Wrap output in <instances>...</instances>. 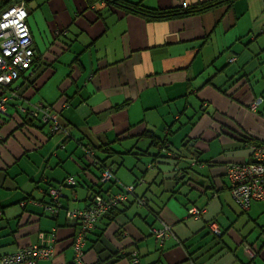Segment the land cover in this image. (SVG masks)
Segmentation results:
<instances>
[{
  "label": "crops",
  "instance_id": "1",
  "mask_svg": "<svg viewBox=\"0 0 264 264\" xmlns=\"http://www.w3.org/2000/svg\"><path fill=\"white\" fill-rule=\"evenodd\" d=\"M125 1L167 8L206 0ZM23 2L38 61L34 74L28 71L29 79L12 87L30 107L56 106L57 120L73 139L59 147L63 136L50 137L45 125L26 122L16 108L20 99H10L8 116H0V256L33 243L53 250L51 258L35 264L72 260L77 222L18 201L29 195L41 199L47 178L77 174L80 140L107 145L97 154L118 182L135 183L134 194L147 199L139 206L129 197L110 220L96 223L84 264H130L133 249L139 264H264V221L259 220L264 199L243 212L224 173L226 164L249 160V139L264 143V101L251 108L255 96H264V38L242 44L263 23L264 0H232L203 13L152 21L109 0H54L47 11ZM228 55L235 57L232 64ZM62 92L68 103L58 98ZM144 130L167 134L180 154L176 167L166 160L148 167L157 148L140 136ZM83 174L75 190H66L69 207L82 206L88 193H95L87 188L97 181V171ZM192 204L204 208L201 218L187 215ZM154 213L173 231L161 243L151 235L158 225ZM244 213L247 231L233 223ZM208 222L221 228L220 239L211 235ZM246 243L257 250L253 259Z\"/></svg>",
  "mask_w": 264,
  "mask_h": 264
},
{
  "label": "trees",
  "instance_id": "2",
  "mask_svg": "<svg viewBox=\"0 0 264 264\" xmlns=\"http://www.w3.org/2000/svg\"><path fill=\"white\" fill-rule=\"evenodd\" d=\"M109 1L113 4H116L119 7H121L124 11L138 15V16H141L148 21L158 20V19H169L172 17H184V16L196 14V13H203L205 11L212 10L216 6L222 5L224 3L230 4L232 2V0H206V1L198 2L194 5L193 4H186L185 6H183L181 4L180 6L167 7V8H149V7L144 6L142 3H133V2L125 1V0H109ZM19 3L24 4L23 0H6V1L1 0L0 7H5V6H9V5H13V4H19ZM191 5H193V6H191ZM262 17H263V21H262L263 23L260 24L259 28L256 31L249 32L248 39L245 38L242 41V44L244 47H246L248 45V43H252L253 41L257 40L260 37L264 38V13L263 12H262ZM32 48L34 50L33 43H32ZM253 56L255 57V54L249 53V59H252L255 61ZM36 61H38V58L37 57L35 58V51H34L30 68L28 70H24V71L20 72L18 78L16 80H14L13 83L22 77H24L25 80H28L29 76L27 75V72L30 71L31 74H34ZM234 61H235L234 56H232V55L227 56V59H226L227 64H232ZM243 74H245V73H243ZM241 77L242 76L235 78L232 81V83L236 84V82ZM244 79H246V78H244ZM13 83L10 84L8 86V88L11 90L12 89L15 90L16 96L12 97V99H15V100H16V98L20 99L19 102L16 104V108L19 112H22V115L24 116V119L26 120V122H28L27 119L31 118L32 120H36L39 123L47 126V123L42 121L41 116L39 114L36 116H32L30 114L29 110H31V109L33 110L34 106L38 103H41V105L43 107H50L51 109L53 108L54 110L57 111L56 106H54L53 104L45 103V102H37V103H35V105H31L32 107L26 105V103H28V102H26V101H28V98H25V97L23 98L22 96H20L17 93L16 89L12 87ZM58 98L62 99L64 103H68V101H69V98L67 96H64L63 92L60 94V96ZM258 98L260 99V101L257 103V105L252 110H254L259 104H261L264 101V96L262 94L255 96L253 100H256ZM253 100H252V102H253ZM24 101L26 103H24ZM58 113L59 112L57 111L56 121L60 125L61 131L59 133H57L56 135L62 134L63 138L61 140V143L59 144V147L64 148L65 143H67V141H69L70 139L72 140L73 138L69 134L68 130L62 124H60L59 121L57 120ZM59 115H60V113H59ZM48 131H49V129H48ZM166 131L170 132V130H168V129H166ZM49 134L52 135L50 133V131H49ZM53 135H55V134H53ZM140 136L149 138L150 139V145L155 146V148H157V150L155 152H153V154H151L152 158H151L150 162L147 164L148 167L158 168L157 167L158 164L164 163L163 160H166L168 162H172V163H174L175 167L177 166V163L180 159V154L170 147L167 134H164L163 136H157L152 131L144 130ZM250 140L251 139H249V142L247 143L249 145V147H250V144H255V143L260 144L259 142L250 141ZM77 142H78L77 144L82 149V159H80V161L78 160L79 163H77L80 171H78L77 174L66 175L60 180H55V179L49 180L47 178L45 180L47 185L43 189V193H44L43 195L44 196L41 199H35V198L31 197V195H29V196H26L23 199L19 200L18 203L21 207L26 206V204H28V203H32L34 205H37V206L41 207L44 212H47L49 214V216L51 215L55 219L58 217L60 212H62L66 218H71L72 220H75L78 224V227H80V229H81L82 225L81 224L79 225L78 220H87V219L82 218L80 216L68 217L66 215V212L72 211V210H77L80 212L92 211L90 213L92 215V221L89 220L90 223H89V225L86 226V231L84 233V245H83V253H84V250L86 248V243L88 240V236L93 231V228L95 227V225L98 221L110 220L112 218V214L116 210L115 208H117L121 204L127 202L129 197H134V203H136V205H139V206H146L147 205V199L144 196L139 197V196H136L134 194L135 183L121 184L120 182L117 181V178L115 177V171L112 169L111 165L108 164L105 159L100 158V156L97 154L98 151L106 152L107 149L105 147L107 145L94 147L90 143L80 142V140H77ZM146 148L147 147L142 148V151H145ZM250 150H251V148H250ZM147 152H148V150H147ZM129 153H131V152L129 151ZM250 155H251V153H250ZM89 168H93L97 171V181L93 185L91 184L87 188V191L93 189V192H95V193L92 194L91 196H89V193H88V195L82 200L83 201L82 206L73 207V208L69 207L68 202H64V198H66V196H67L65 194L66 190H71V189L75 190V188L79 186V184L81 182L80 180L84 176L83 173H85L86 170H88ZM104 171L110 172V176L107 180H103L102 173ZM39 181H37V183ZM112 183L113 184L116 183L118 185V189L116 191L110 190V185ZM129 186H132L133 188L131 190H128L127 188ZM229 193H230V189H229ZM97 195L99 196L98 200L95 199V197ZM123 195L125 196V198ZM120 196H122L124 199H120ZM230 196H231V194H230ZM231 198H232V196H231ZM232 200H233V198H232ZM66 201H67V199H66ZM103 202H105V204L100 205ZM190 207H196L198 210L204 211L203 207H200L196 204H192L186 210L187 215L191 216V217H194V216L188 213V210ZM242 211L246 212L247 210H242ZM202 214H201V216H202ZM2 215H3V209L0 206V218H2ZM201 216L199 218H201ZM154 217L156 220H158V225L153 226L151 228V235L159 243H161V242L165 241L166 239H168L169 237L173 236V231H172L171 226L169 224H167L166 222H164L161 218H159V216L157 214L154 213ZM211 223H215V222H208L207 223L208 228H209L208 229L209 232L215 238L220 239L222 236L221 228H220L221 235L217 236L215 234V232H213L211 227H210ZM165 225L170 226L172 233L170 232L169 235H167L163 238L156 236V234H155V232H153V230L154 229L162 230L165 227ZM31 245H33V243L28 244V245L23 246V247H28ZM23 247L18 248L14 252L3 254L0 256V258L3 256H6V255H11V254L17 253ZM38 247H42V246L38 245ZM72 247H73V257H72V260L70 262H68L67 264H71L73 262L74 253H75L73 244H72ZM245 247H247L248 249H250L254 253L253 255H249L250 258L253 259V257H255L257 254V250H254L251 247V245H249L247 243H246V246H244V248ZM129 254H130L129 255V263L130 264H139L140 255H139L138 251L136 249H133ZM52 256H53V254L48 256V257L47 256L46 257H40V258L34 257L30 262H25L23 264H35L39 259H48V258H51ZM133 262H136V263H133ZM249 262H251V261H249Z\"/></svg>",
  "mask_w": 264,
  "mask_h": 264
},
{
  "label": "built area",
  "instance_id": "3",
  "mask_svg": "<svg viewBox=\"0 0 264 264\" xmlns=\"http://www.w3.org/2000/svg\"><path fill=\"white\" fill-rule=\"evenodd\" d=\"M182 5L185 6L186 3L183 2ZM27 16L28 13L23 3L0 7V116L3 117L8 115L6 107L10 99L16 96L15 90L9 89L8 86L18 78L20 72L30 68L34 54ZM259 101V98L253 100L251 108L253 109ZM29 112L32 116L39 114L42 121L47 123L52 135L61 131V127L56 121L57 111L53 108L43 107L41 103H38ZM250 148L251 155L248 161L231 162L226 164L224 168L225 175L230 182V194L241 210H248L254 200L264 199V143L250 144ZM102 176L103 180H107L110 172L104 171ZM132 188L129 186L127 189L131 190ZM124 198L120 196V199ZM103 204L105 202L100 205ZM91 212L77 210L66 212L68 217L80 216L87 219L78 220L79 225L82 226L81 229L79 227L78 233L72 241L75 253L71 264H84V233L86 226L92 221ZM203 212L196 207H190L188 210V213L195 218H199ZM210 227L217 236L221 235V230L215 223H211ZM153 232L162 238L169 235L170 232L172 233L169 225H165L162 230L154 229ZM52 254L51 248L38 247V245L33 244L23 247L17 253L1 257L0 264H23L30 262L34 257H48ZM253 254L250 252V255Z\"/></svg>",
  "mask_w": 264,
  "mask_h": 264
},
{
  "label": "rangeland",
  "instance_id": "4",
  "mask_svg": "<svg viewBox=\"0 0 264 264\" xmlns=\"http://www.w3.org/2000/svg\"><path fill=\"white\" fill-rule=\"evenodd\" d=\"M27 2H28V8H31L32 9L35 6L38 7V5H39L44 11H47V10L53 8V2H54V0H27ZM34 96H35V98L38 99L40 97V94L38 92H36ZM46 128H47V131L46 132H47L48 136H50V137L52 136V137H55V138L58 137V135H61L62 136V134L50 135L47 126H46ZM55 138H53V139H55ZM78 147L81 149L80 146H78ZM142 159L144 160V157H142ZM127 161H128V159H127ZM139 166H140V168H143L144 167L143 162L142 163H139ZM136 171H137V169H136ZM16 177H19V175H16ZM19 179H21V178H19ZM241 215L242 216H239L238 220H235L233 222L235 228H241V227H244L245 226V221L248 219V216L245 213L244 214H241ZM259 218H260L259 220H263L264 221V212L262 213V215ZM223 227H224V225H223ZM248 227L249 226H245V230L246 231H247Z\"/></svg>",
  "mask_w": 264,
  "mask_h": 264
},
{
  "label": "bare ground",
  "instance_id": "5",
  "mask_svg": "<svg viewBox=\"0 0 264 264\" xmlns=\"http://www.w3.org/2000/svg\"><path fill=\"white\" fill-rule=\"evenodd\" d=\"M199 155V154H198ZM196 161V160H195ZM154 166V165H153ZM188 168V167H187ZM197 174V173H196ZM190 178V177H189ZM118 181V180H117ZM228 187V186H227Z\"/></svg>",
  "mask_w": 264,
  "mask_h": 264
}]
</instances>
